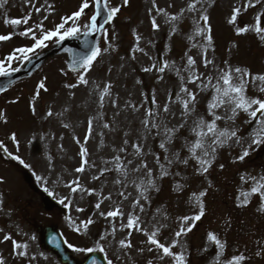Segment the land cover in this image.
Returning a JSON list of instances; mask_svg holds the SVG:
<instances>
[{"label":"rangeland","instance_id":"obj_1","mask_svg":"<svg viewBox=\"0 0 264 264\" xmlns=\"http://www.w3.org/2000/svg\"><path fill=\"white\" fill-rule=\"evenodd\" d=\"M107 1L120 11L105 30L100 55L91 68L73 74L59 58L0 95V258L4 264H60L43 246L40 234L46 227H58L79 259L92 249L102 252L111 264H174L173 257L163 256L162 250L148 242V236L156 233L165 246L178 241L172 251L183 253L186 264H229L238 255L245 257L241 264H264V199L252 193L249 203L241 206L242 193H250L255 186L252 177H264V145L248 148L258 125L250 124L244 112L228 120L230 108L222 106L216 109V115L223 117L217 126L237 129L240 143L233 139L218 147L207 173L198 171L190 151L199 139L193 131L198 121L212 119L208 105L215 90L211 85L201 90L202 83L211 77L215 84L220 72L229 67L264 74V40L255 30L257 25L264 29V0H252L249 7H244L248 0H200L196 11L187 10L191 0H155V5L153 0ZM82 2L7 0L0 7V35L11 36L0 41V62L6 71L25 60L18 48L34 47L33 36L39 39L43 32L54 30ZM89 5L76 22L80 32L88 29L85 25L94 13V0ZM157 8L165 9L167 15ZM235 8L241 12L233 23ZM181 12L178 20L169 19ZM204 14L209 17L207 23L200 19ZM14 19L28 22L14 25L10 23ZM153 19L159 28L153 27ZM72 25L69 21L65 27ZM209 26L211 44L206 32L196 31ZM29 27L33 33L20 34ZM242 27L248 31L237 34ZM57 40L52 37L44 47ZM205 49L213 62L207 67L202 59ZM10 55L15 59L9 60ZM189 56L196 60L191 68ZM192 73L201 80L192 83ZM81 75L88 84L80 82ZM41 82L44 89L39 87ZM70 84L77 87L70 88ZM184 86L196 93L195 106L189 105L188 114L183 106L188 99L181 91ZM260 86V81L249 83L246 95L264 99ZM149 111L155 113L151 118ZM13 134L16 140L11 139ZM162 142L163 149L159 147ZM205 142L211 143L207 138ZM246 149L250 155L239 160ZM197 155H202L199 149ZM82 165L84 171L77 172ZM73 187H77L75 192ZM201 192L206 195L198 201ZM43 195L56 203L53 208L43 206ZM201 205L202 218L189 221L194 225L191 231L176 237L187 226L181 218L194 217ZM117 208L122 216L106 215ZM133 216L139 222L126 227ZM89 219L94 222L84 229ZM209 234L224 244L222 252ZM121 241H131V247L122 246ZM14 242L21 247L17 249ZM20 251L27 254L18 255Z\"/></svg>","mask_w":264,"mask_h":264},{"label":"snow or ice","instance_id":"obj_2","mask_svg":"<svg viewBox=\"0 0 264 264\" xmlns=\"http://www.w3.org/2000/svg\"><path fill=\"white\" fill-rule=\"evenodd\" d=\"M7 0H0V7H3V4L6 3ZM256 3H260L261 0H255ZM100 0H96L97 6H99ZM124 3L127 4L128 0H124ZM200 3V0H191V2L188 3L187 5V10L188 11H196L197 10V4ZM153 4L155 5V0H153ZM253 6L252 5V0H248V4H246L244 7H249ZM49 8H51V5H48ZM90 7L89 5V0H83L81 6L79 9L75 12H73L70 16H67L64 18V22L60 23L54 30L52 31H45L42 34V37L37 39L35 36H33V39L35 40L34 47H25V48H18L16 51L19 53L25 54L22 58L27 59V53L33 52L34 49L42 48L45 46V41L51 39L52 37H58L60 40H63L65 37L68 36H74L77 33L80 32V27L76 24L77 21L81 18V16L85 13V10ZM105 7H108L107 4H105ZM158 12H163L167 15L165 9L163 8H157L156 9ZM37 12L40 11L39 8L36 9ZM120 11L119 8L117 7H108V19H111L115 16L116 13ZM183 11V10H182ZM241 8H235L233 10L232 14V19L230 22H235L236 17L240 14ZM181 14L177 15H171L169 19L171 21H176L179 19V16ZM30 18V17H29ZM201 20H203L205 23L208 22L209 17L204 14L200 17ZM72 21L73 25L70 27H65V25L69 22ZM27 23V19L21 21L20 19H14L10 21L11 24L14 25H19L21 23ZM107 22V21H106ZM152 24L154 28H159V25L156 23L155 19L152 20ZM86 28H88L90 31H96L97 30V20H96V15H93L90 19V23L88 25H85ZM256 32L258 34H261V39L264 40V29H261L259 25L256 27ZM196 31L198 33H207L206 38L211 44L212 37L210 35L211 28L210 26L205 29L202 27H197ZM248 28L247 27H242L237 29V34H241L244 32H247ZM31 33H33V29L29 27L27 30L21 32L20 34L23 36H29ZM11 38L10 35H0V41H5L9 40ZM139 39V37H137ZM100 48L96 47L93 48L91 53L89 55H86L82 59V67L85 68H91L93 62L96 60V58L100 55ZM9 60L15 59L13 55H10L8 57ZM204 66L207 67L209 64L213 63L211 60L207 59L206 56V49H205V55L202 57ZM76 63V61H74ZM188 66L191 68L196 64V60L189 56L188 57ZM165 65H167V62H165ZM155 67V65L153 66ZM165 68L160 67L159 71L164 72ZM144 71H151V69H144ZM6 69L5 66L2 62H0V75H5ZM79 80L82 84H88V80L85 79L83 75L79 77ZM201 80V77L199 75H196L195 73H192V83H196V81ZM256 81L261 82V86L259 87V91L261 93H264V74H256L253 75L250 72H247L245 70H242L241 68H226L220 72L218 77L216 78V83L212 84V78L209 77L207 80L206 84L202 83L201 90H207L208 86L211 85V87L215 90V95L213 96L211 102L208 105L209 108V113L212 116V119L210 122H207L203 119H200L198 123L196 124V127L193 129L194 132H196L197 139L195 143L192 145L190 148V151L193 154V157L196 159V161L199 164V169L198 171L202 173H207L209 168L211 167L213 161L215 160V154H216V149L218 147H222L223 145L227 144L229 141L235 139L236 143H240V136L238 135V130L237 129H231L229 130L228 128L225 129H220L217 126L216 121L223 119V117L216 115V109L227 105L230 108L231 115L227 116L228 120H234L237 115H239L240 112L247 113V115L250 117L249 123L251 124L252 122H255L258 127L254 129L253 131V138L251 140V143L248 145V148H252L253 145H264V99L262 98H250L246 95L247 92V87L249 83H255ZM39 87L41 89L45 88V85L43 82L40 83ZM70 88H75L77 87L76 84H70L68 85ZM110 87V85L108 86ZM108 87L105 88L104 93L101 94V100H103V96L105 93L108 92ZM181 91L186 93L188 96V99L184 100V110L185 114H188L191 109L189 108V105L191 104L193 107L195 106V101H196V93L191 92L186 86L181 88ZM36 95H39V92L36 93ZM34 110V109H33ZM164 111L167 112L168 108L167 106L164 107ZM48 115H52L51 112L48 113ZM155 113L152 111H149L147 116L148 118H151L154 116ZM146 118L145 121L143 122L145 124V127L147 128L149 119ZM182 126V125H181ZM152 127L158 128L159 126L156 124H153ZM173 131L172 129H166V132H171ZM91 134V121H89V135ZM205 138L211 141V143L206 144ZM12 140H16L15 135L11 137ZM169 139H171V136H169ZM79 143V140H77ZM3 142H0V145H2ZM160 148H165V144L162 142L159 145ZM137 148V154L139 155V145L136 146ZM200 150L202 152V155H197V150ZM82 154L85 156L84 163H87V149H82ZM250 152L248 149L244 150L241 155H239L238 159L239 160H244L245 157L249 156ZM19 159V157H16ZM117 160H119V157H116ZM184 163H187V161H184ZM119 168V165L117 166ZM143 167H147V165H143ZM223 167V165H221ZM138 171V169H136ZM77 172H83L84 167L83 165L79 168L76 169ZM104 171H107L105 169ZM103 174V173H101ZM151 173L149 172V175ZM163 174H167L166 172ZM124 175H127V172H124ZM98 179V177H95ZM243 179V177H242ZM252 180L255 182V186L252 187L250 193H242V195L245 196V199L243 200L241 206L244 204L249 203L248 197L252 193H259L260 197L264 199V177H260L257 179L256 177H252ZM119 182V181H118ZM73 184L77 185L79 187V182L78 181H73ZM150 186H154L152 184V181L150 180L149 182ZM77 187H73L72 191L75 192L77 190ZM47 191V189H45ZM145 191L147 189H144ZM94 191V190H93ZM123 195V193H121ZM205 192H201L199 196L196 197V199L199 201L201 197L205 196ZM144 199H147V197H144ZM61 203H64L63 200L60 201ZM136 203H139L137 200ZM96 207H100V203L96 204ZM80 211H83L80 209ZM141 211H143V207L141 206ZM101 215H105V213H101ZM107 216L110 217H116L118 215L122 216L123 213L117 208L116 210L109 211L106 213ZM204 215V209L203 206L201 205L199 213L195 215L194 217H182V221L185 222L187 225L186 227H181L179 231L175 233L176 237H180L181 235L187 234V232H190L192 227L194 225H191L188 223L191 220H196L199 221L202 216ZM94 221L89 219L87 222L83 224L84 229H87L89 224H92ZM139 222L138 217H131L128 220V223L126 227L132 228L134 227L137 223ZM80 229L78 228L77 231ZM156 233H152L151 235L148 236V242L152 245H155L157 249L162 250L163 256H168V257H173L174 259V264H186V260L184 257L183 253L176 254L172 251V248L175 247V244L178 242L174 240L171 245L165 246L164 243H161L158 239L155 238ZM5 240L10 239L9 236L4 237ZM35 239V237H33ZM209 239L214 241L215 244L220 248L221 252L224 250V244L221 243L219 239H217L215 234H209ZM122 246L124 247H131V241H121L120 242ZM14 246L19 249L21 245L19 243L14 242ZM71 247V245H69ZM25 249L27 248V245L23 246ZM92 249H88V251H91ZM151 250V249H149ZM143 251V249H141ZM18 255L24 256L26 255V251H20L17 253ZM163 256L161 259H163ZM245 259L243 255H238L233 257L232 261L229 262V264H241V262ZM0 264H4L3 258H0ZM111 264V261L109 262ZM149 264H152L151 261H149Z\"/></svg>","mask_w":264,"mask_h":264},{"label":"water","instance_id":"obj_3","mask_svg":"<svg viewBox=\"0 0 264 264\" xmlns=\"http://www.w3.org/2000/svg\"><path fill=\"white\" fill-rule=\"evenodd\" d=\"M106 0H100L99 6L95 0V14L97 20V30L76 34L74 36L64 38L50 47L41 50L39 53L29 57L23 65L13 72H7L5 75H0V93L8 90L10 87L19 83L38 72L48 61L56 57H63L70 71L76 72L81 70L82 59L89 55L93 48L99 46V42L108 19V7ZM108 5V4H107ZM107 21V22H106ZM76 61V63H74ZM47 204V198L44 199ZM53 232V233H52ZM47 229L45 234V243L48 247L59 255L63 264H79L71 257V254L66 251L65 243L59 236L57 231ZM81 264H106L104 258L98 254H90Z\"/></svg>","mask_w":264,"mask_h":264}]
</instances>
